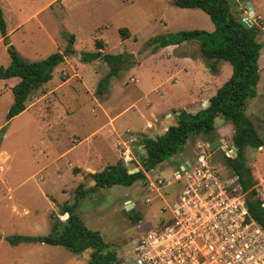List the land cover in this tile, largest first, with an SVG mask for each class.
Listing matches in <instances>:
<instances>
[{
	"label": "rangeland",
	"instance_id": "374dc122",
	"mask_svg": "<svg viewBox=\"0 0 264 264\" xmlns=\"http://www.w3.org/2000/svg\"><path fill=\"white\" fill-rule=\"evenodd\" d=\"M247 1L231 0V11L259 25L258 39L264 46V9L261 5L252 9ZM0 7L10 44L22 58H44L52 52L62 51L71 40L74 48V53L54 69L55 80L52 78L34 89L26 102V111L9 121L6 113L14 99L12 86L19 79L0 78V264H86L88 250L78 254L60 245L25 238L50 234L52 217L66 218L67 214H60L62 205L65 201H75L77 185L83 183L89 187L94 183L87 177L90 171L82 173L80 168L75 171V166L66 161L77 160L82 164L78 153L69 145L76 143L75 138L78 140L80 136L69 139L70 133L75 130L90 132L101 121L106 122L104 114L96 109L97 101L103 103L99 106L106 115V108L116 114L134 102L138 92L132 74L138 76L140 86H158L157 91L162 94L153 92L149 96L153 102L152 110L138 106L127 108V113L116 121L124 129L132 128V122L138 126L147 119L153 122L150 117L153 113L160 119L167 111L191 112V104L200 94L213 96L216 93L230 77L232 66L227 61L214 62L203 57L197 40L166 46L150 41L182 30L214 29L212 20L203 10L181 8L172 0H0ZM122 28L128 30L127 38L122 37ZM98 39L103 41L107 53L120 55L121 64L116 76L101 93L97 92L98 83L107 73L108 65L102 60L88 61L81 57V53L95 50ZM7 46L0 34V66L4 67L10 64ZM187 64L192 67L191 73H187ZM259 67V84L246 104V114L264 139V51ZM173 73L178 79L177 84H170L169 80L163 82ZM61 79L67 84L56 91V83ZM82 80L88 90L82 86ZM56 101L72 106L86 103L88 108L96 109L93 115L97 116L80 109L72 118L85 120L82 127L67 123L66 128H57ZM207 104L206 100L204 107ZM68 111L65 109L66 115L70 113ZM215 123L216 134L211 136L213 140L207 141L214 144V148L219 138L231 139L234 132L232 122L221 116L215 118ZM107 129L101 128L100 133L106 136ZM160 131L161 128L158 133ZM56 132L59 141H56ZM148 132L151 135L157 133L151 129ZM142 133L122 131L120 137L124 141L118 142L119 145L115 143L119 156H113L109 148L104 151L109 163L115 164L122 159L130 170H144L141 155H137ZM199 140L206 139L202 134L192 135L182 155L174 161L167 157L164 163L148 173L152 177H171L184 157L192 155ZM67 149L61 157V152ZM244 158L256 174L264 172V145L262 149L247 148ZM98 161L100 164V159ZM57 164L61 166L56 167ZM143 182L137 180L128 187L113 185L88 192L77 207L85 225L99 231L104 241L117 250L118 264H133L134 257L130 253L133 239L169 220L167 212H159L165 204L162 199L145 201L149 191ZM178 188L179 183H175L163 189V198L168 204L175 201ZM130 210L140 217L137 222L129 218ZM126 257H129L128 261Z\"/></svg>",
	"mask_w": 264,
	"mask_h": 264
},
{
	"label": "trees",
	"instance_id": "16d2710c",
	"mask_svg": "<svg viewBox=\"0 0 264 264\" xmlns=\"http://www.w3.org/2000/svg\"><path fill=\"white\" fill-rule=\"evenodd\" d=\"M181 8H200L214 24L212 31L190 29L174 34L155 37L154 42L160 46L177 44L187 40H197L203 57L214 62L227 61L232 66L230 77L210 97L208 104L196 111L182 110L177 115L175 124L155 138L139 136L143 148L140 156L142 167L148 171L163 162L167 157L181 152L192 135L202 134L206 140H213L216 134L215 118L221 116L233 124V143L237 149V158L231 164L240 179L246 177L249 182L250 169L245 162L247 148L256 149L264 145V139L258 134L252 120L246 114V104L256 93L260 80L259 59L264 51L263 43L258 39L260 27L257 23L244 20L231 11V0H172ZM123 38L129 36L126 28H122ZM0 34L10 55V64L0 66V78L16 77L18 82L12 87L14 99L10 105L6 120H10L26 108L30 93L53 78L54 69L66 56L74 53L73 40L62 51H55L48 56L26 60L10 44L6 34V23L0 7ZM104 43L98 39L95 50L81 53L84 60H102L108 65V71L99 81L97 92L101 93L106 84L115 77L121 68L119 54L102 51ZM3 129V128H2ZM1 141V138H0ZM214 146V144H213ZM123 160L107 165L102 171L88 173L93 184L85 187L79 183L76 187L75 201H65L60 214H67L65 219L52 217V229L48 235L28 236L29 241H39L51 245H60L74 253L88 250L86 264H118L117 250L106 243L99 231L89 229L81 218L77 207L79 201L88 192L113 185L131 186L137 180H144L145 173L139 168L134 173ZM245 188L250 183L243 182ZM251 216L264 227V207L255 197L247 199ZM129 218L137 222L140 217L128 211Z\"/></svg>",
	"mask_w": 264,
	"mask_h": 264
},
{
	"label": "built area",
	"instance_id": "2783aa9c",
	"mask_svg": "<svg viewBox=\"0 0 264 264\" xmlns=\"http://www.w3.org/2000/svg\"><path fill=\"white\" fill-rule=\"evenodd\" d=\"M236 158L232 140L221 138L217 149L198 142L172 177L148 176L150 194L162 197L164 187L179 183L178 195L160 209L169 220L133 239V264H264V227L247 206L253 196L264 207V173L245 188L231 164Z\"/></svg>",
	"mask_w": 264,
	"mask_h": 264
},
{
	"label": "crops",
	"instance_id": "0c3cea01",
	"mask_svg": "<svg viewBox=\"0 0 264 264\" xmlns=\"http://www.w3.org/2000/svg\"><path fill=\"white\" fill-rule=\"evenodd\" d=\"M247 3H248V5H251L252 9H256V7H259L260 5H261V9H264V0H248ZM6 34H7V30H6ZM8 39H9V37H8ZM102 51L106 52L105 47L103 48ZM143 66L144 65H139L138 67H143ZM188 66H189V64H187V67ZM191 71H192V67H190V68L188 67L187 73H191ZM174 74L175 73L169 74L168 76H166L164 78L163 82H167L169 80V82H171L170 84H173V83H176L177 84L178 83V79H176L174 77ZM131 76L133 77V80H134V83L136 84V88H137V92H138L135 95L136 100L134 102H132L131 104H129L128 106H126L120 112H118L116 114H113V113L109 112L107 110L108 108H106L105 109L106 112H107V115H106L104 113V111L101 109V107L99 106V104H103V103L97 101L98 104L96 103V109L99 108L100 109V112L102 114H104V117H105L104 118V121H106V122H102L101 121V123L98 124L92 130H90V132L89 131H87V132H83L82 131L81 132V131L75 130L74 132L70 133L69 139H70V137L71 138L72 137L75 138L74 137L75 135L80 136V139L78 138V140H77V137L75 138L76 139V143L69 144L70 145V148L73 149L72 151H75V153L77 152L78 153L77 154L78 155V158H80L81 161H82V164H80L77 160H75V161L66 160V161L69 162L70 165L75 166V168L73 170L77 171L80 168L82 173L83 172H86V171H90L88 173H95V172L102 171L107 165L111 164V163H109L107 156H104V151L109 148L111 150L113 156H119L118 153L116 152L117 146L115 145V143L119 145L120 141H122V142L124 141L120 137V135L122 134V131H124V130L125 131L130 130V131H134V132L135 131L136 132L137 131H141V132L144 133V134L142 133L141 135H146V133H148V135H146V136L151 137V138H155L156 135L158 136V135L164 133L170 125L176 123L177 115L179 114L180 111H178V110H172V112L167 111V112H165L162 115L160 114L161 115L160 119L158 118V115H155V113L151 114L150 117L153 118V122L151 121V119H147L146 122H144V124L142 126H138V124H135L134 125V122H132L131 123L132 124V128L130 126H129V128L126 127L125 129L124 128H121L122 127V125H120L121 123L118 122L119 123L118 124L116 121L119 119L120 116H123L124 114L127 113L126 112L127 108H130V107L131 108H135L136 106H138L140 109L146 108V109L152 110V108H153V102L150 100L149 96L153 92H156L159 96H161V94H162L161 91H157V89H158L157 87L158 86H149L147 88L146 87H142V86H140V80L138 79V76L136 74H132ZM148 77L152 78L150 74L148 75ZM53 79L55 80V72H53ZM82 82H83L82 83V86L84 88H86V90H88V88H87L88 86L85 85V83H84L83 80H82ZM65 84H67V83L63 79H61L60 82H57L56 83V91H58V90H60V88L64 87ZM58 94L60 95V93H58ZM210 97L211 96H204L203 94H200L199 98L191 104L192 105L191 106V109H192L191 112H196V111L202 109V107H204V105L206 104V100H207V103H208ZM56 102H58L56 104V127L57 128L60 126V129H64V128H66L67 123L72 124L74 127H79V128L82 127L84 125L85 120H83V119H77V118H72V115H74V112L77 111V110H80V109L81 110H88L89 111V115L91 114L92 116H97V115H93V113H95L96 109L93 108V107L92 108H88V105L86 103L79 104L78 106L77 105L72 106L70 103L63 104V103H61L59 101H56ZM65 109H68L69 110L68 112H70V113L66 115L65 113H67V112H65ZM24 111H26V108L22 112L24 113ZM137 113H138V111H137ZM13 118H11V119H13ZM215 126H216V123H215ZM106 127L108 128L107 129V132H106V136H108V137H106L104 135V133L103 134L100 133V131H102L101 128L105 129ZM57 128H56V130H57ZM160 128H161V131L158 133V130ZM148 129H151V130H153L154 132H157V133H155V134L153 133L154 135H151L148 132ZM57 136H58V134L56 132V141H59L60 138H58V137H60V136H58V137ZM112 136H113V138H111ZM221 138H224V137H221ZM221 138H219V140ZM224 139H226V138H224ZM219 140H218V145H219ZM226 140L230 141V140H232V137H231V139H226ZM138 141H139V139H138ZM202 141L207 142L208 140H199V142H202ZM128 142H130V139L128 140ZM124 143H126V142H124ZM197 143L195 145L196 148H197ZM218 145L216 146V149L218 148ZM259 147H261V149L263 148V146H259ZM259 147H258V149H259ZM69 149H67L65 151H62L61 152V157ZM137 150H138V148H137ZM143 152H144L143 151V148L139 144V151L137 152V155L140 156V155H142ZM181 152H179V153H177V154H175L173 156H170L171 159L173 161L176 160L180 155H182ZM195 152H196V149L192 153V155H187L186 157H184L183 161L179 163V166H180V164H183L184 161H186L187 159L192 158L195 155ZM60 159L61 158H59L56 161L58 162ZM98 159H100V164H99ZM119 159H120V157H117V160H119ZM162 163H164V161L161 162V163H159V164H162ZM249 165H250V167H249ZM60 166H61V164H57L56 165V167H60ZM247 166L250 169V174L252 175V177H253V175H256V173L253 171L252 165L249 164V163H247ZM143 171L145 173V179H144V182H143V185H144L145 182H146V174L148 173L149 170L148 171L143 170ZM258 173H260V172H258ZM262 173H264V172H262ZM148 176L152 177L149 173H148ZM252 177H251V179H252ZM244 178L246 180V183H248V184L250 183V185L252 184L250 178H249V182L246 179V177H244ZM163 189H162V191H163ZM162 191H161V193H162ZM148 196L149 197H154V199L160 198V199H162L163 202H166L164 200V198H163V194H162V197L158 196L157 193H152V194L149 193ZM128 201H130V200H128ZM160 209H159V212H160ZM162 214H164V213H162ZM130 253H132V252H130ZM132 263H133V260H132Z\"/></svg>",
	"mask_w": 264,
	"mask_h": 264
},
{
	"label": "water",
	"instance_id": "95a60500",
	"mask_svg": "<svg viewBox=\"0 0 264 264\" xmlns=\"http://www.w3.org/2000/svg\"><path fill=\"white\" fill-rule=\"evenodd\" d=\"M139 169H135V170H129L128 172L129 173H134V172H136V171H138Z\"/></svg>",
	"mask_w": 264,
	"mask_h": 264
}]
</instances>
